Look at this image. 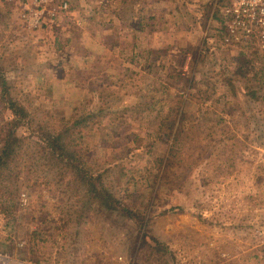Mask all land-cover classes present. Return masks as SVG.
<instances>
[{"label":"rangeland","instance_id":"rangeland-1","mask_svg":"<svg viewBox=\"0 0 264 264\" xmlns=\"http://www.w3.org/2000/svg\"><path fill=\"white\" fill-rule=\"evenodd\" d=\"M64 2L31 29L0 0V76L28 113L14 127L0 96V264H264V54L219 48L216 0ZM43 129L123 204L91 201Z\"/></svg>","mask_w":264,"mask_h":264},{"label":"built area","instance_id":"built-area-1","mask_svg":"<svg viewBox=\"0 0 264 264\" xmlns=\"http://www.w3.org/2000/svg\"><path fill=\"white\" fill-rule=\"evenodd\" d=\"M22 9V19L29 28L54 26L61 13L69 11L64 2L59 12L56 0H9ZM223 35L218 40L221 50L251 49L264 54V0H216Z\"/></svg>","mask_w":264,"mask_h":264},{"label":"trees","instance_id":"trees-1","mask_svg":"<svg viewBox=\"0 0 264 264\" xmlns=\"http://www.w3.org/2000/svg\"><path fill=\"white\" fill-rule=\"evenodd\" d=\"M1 102L6 105L13 113L14 119L12 125L20 126L27 120L28 113L17 103L10 94V87L7 80L0 76ZM99 115V114H98ZM97 115V116H98ZM96 114H89L82 123L95 119ZM79 124V122H77ZM17 129L8 134L5 138V144L2 150L1 158L8 154L9 146L16 136ZM64 135L62 132L49 133L46 130H40L37 134L35 145L43 150V155L52 157L56 160L57 166L65 173L71 174L78 182L85 183L86 194L91 201L99 203L103 207L114 208L115 205L123 204L116 198V195L107 189L103 182V175H93L82 160L78 147L72 144H64ZM17 142L22 140L17 138ZM126 208H129L126 204ZM130 209V208H129Z\"/></svg>","mask_w":264,"mask_h":264},{"label":"crops","instance_id":"crops-1","mask_svg":"<svg viewBox=\"0 0 264 264\" xmlns=\"http://www.w3.org/2000/svg\"><path fill=\"white\" fill-rule=\"evenodd\" d=\"M54 42H55V41H54ZM56 42H57V41H56ZM56 42H55V43H56Z\"/></svg>","mask_w":264,"mask_h":264}]
</instances>
